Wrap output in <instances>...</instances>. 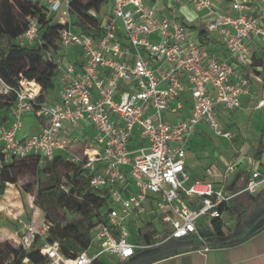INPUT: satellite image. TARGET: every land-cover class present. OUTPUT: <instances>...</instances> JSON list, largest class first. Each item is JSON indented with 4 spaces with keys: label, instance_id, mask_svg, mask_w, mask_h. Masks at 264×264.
Returning a JSON list of instances; mask_svg holds the SVG:
<instances>
[{
    "label": "built area",
    "instance_id": "built-area-1",
    "mask_svg": "<svg viewBox=\"0 0 264 264\" xmlns=\"http://www.w3.org/2000/svg\"><path fill=\"white\" fill-rule=\"evenodd\" d=\"M34 1L44 3L64 25L57 59L59 96L52 103L39 101V84L36 89L33 81L21 79L14 88L0 76V93H15L16 100L8 126L0 128V153L6 160L34 155L41 163L61 155L85 169L90 187L110 201L89 246L75 257L61 253L44 231L40 251L47 260L42 264H95L106 253L125 261L140 249L191 235L199 237L202 251L208 250L211 245L200 234L199 223L214 232V221L223 219L233 195L207 179L190 181L186 145L199 122L218 130L217 108L238 109L250 93L246 68L254 62L252 44L264 47V0H230V11L216 13L200 27L219 37L227 58L203 49L200 29L194 34L144 0H108L99 34L73 28L70 0ZM192 1L198 12L214 6V0ZM23 35L37 40L36 21ZM73 46L80 50L79 65L68 58ZM185 90L193 106L191 116L181 118ZM256 106L264 107V98ZM29 111L43 124L21 138ZM87 128L92 132L85 135ZM79 135L85 137L81 151L74 149ZM261 182L260 171H254L245 190L256 192ZM143 216L159 225L152 243L132 239L131 224ZM37 234L29 227L19 244L31 248Z\"/></svg>",
    "mask_w": 264,
    "mask_h": 264
},
{
    "label": "crops",
    "instance_id": "crops-1",
    "mask_svg": "<svg viewBox=\"0 0 264 264\" xmlns=\"http://www.w3.org/2000/svg\"><path fill=\"white\" fill-rule=\"evenodd\" d=\"M144 1L155 7L159 15L178 19L194 34H197L205 21L216 13L230 11V0H214L212 11L202 12L195 10L192 0ZM106 6L105 13L110 3L108 2ZM252 6L255 12V5ZM208 36L209 39L202 41L203 49L210 55L227 58L226 47L219 37ZM252 45L254 62L246 68L251 79V91L242 97L241 107L235 110L217 108L216 116L221 129L219 126L218 130H214L205 121H201L186 145L185 163L190 181L207 179L216 187L222 188L226 194L233 195L227 205L233 206V213L224 210L222 219L226 225V231L230 234L225 237H216L214 232L208 231L202 223H199L200 234L211 245L206 251L201 250L199 237L191 235L180 239H169L158 245L140 249L125 261L117 259L111 253L104 254L98 261L105 264H264V107L256 106L258 100L264 98V47L255 43ZM79 53V48L75 46L67 50L68 58L72 61L77 60V65L80 62ZM46 95L47 93L45 101L49 103L55 102L59 96V94L54 97H48V95L46 97ZM181 101L183 108L180 117L188 118L191 116L193 106L189 90L182 92ZM25 114L27 123L33 122L37 125L35 132L39 131L43 120H40L33 111ZM35 117L38 119L35 120ZM168 117L175 119L173 113H168ZM7 126L6 123L0 125V128ZM225 131H230L232 135L224 136L222 133ZM91 132L92 128H87L85 135ZM78 137L79 140L75 143L74 149L81 151L85 144V137L80 135ZM260 140L263 143V150L260 157H256V148ZM254 171H260L262 182L257 191L251 193L245 188ZM243 213L247 214L245 219L240 218V215L244 216ZM147 222H152L150 217L143 216L136 223L131 224L134 241L144 242L138 236V229ZM19 231L20 229L1 227L0 233L3 237H0V241L2 238L17 237ZM248 234L251 235L239 242H234ZM183 243L194 244L182 245Z\"/></svg>",
    "mask_w": 264,
    "mask_h": 264
},
{
    "label": "trees",
    "instance_id": "trees-1",
    "mask_svg": "<svg viewBox=\"0 0 264 264\" xmlns=\"http://www.w3.org/2000/svg\"><path fill=\"white\" fill-rule=\"evenodd\" d=\"M107 2L109 1L70 0L69 13L74 17L73 28L80 32L99 34L100 12ZM31 21H36L38 25V38L21 43L19 37L28 30ZM63 26L53 14L48 13V7L40 1L0 0V38L6 39V46L0 48V76L14 88L19 87L21 79L36 81L41 86L39 101H44L45 94L53 87V80L58 72L57 59L63 50L60 43ZM200 36L202 41L210 38L203 28H200ZM15 101V93H0V125H8ZM262 150L263 143L260 140L256 157H260ZM47 161L54 166L65 164L70 172L65 174L63 181L55 176L49 177L46 179V185L39 189L38 195L44 197L47 202H38L49 222L46 238L50 243L57 242L60 252L64 255L75 257L89 246L92 232L98 223L104 220L110 201L107 196L90 187L89 175L85 169L61 155ZM40 163L38 156L6 160L0 153V192L5 189L7 183H18L20 175L26 170L30 169L33 171L31 173L38 174ZM45 171L46 169L43 170ZM62 184L69 186L68 191L61 187ZM29 186L25 185V188L30 191L32 187ZM232 208L233 206H226L224 210L233 213ZM243 214L240 218L245 219L247 214ZM158 226L154 221L147 222L138 229V236L144 242L152 243L156 233L160 232ZM229 234L224 221L216 219L214 235L225 237ZM36 243L25 249L11 240L0 241V264H26V260L32 264L44 263L47 256L40 251V246ZM95 264L105 263L97 260Z\"/></svg>",
    "mask_w": 264,
    "mask_h": 264
},
{
    "label": "rangeland",
    "instance_id": "rangeland-1",
    "mask_svg": "<svg viewBox=\"0 0 264 264\" xmlns=\"http://www.w3.org/2000/svg\"><path fill=\"white\" fill-rule=\"evenodd\" d=\"M106 5H108V2L106 3ZM106 5L103 8V11L100 12L101 15L105 14V9L107 8ZM69 15L73 20L74 17L70 13ZM65 19L66 16L63 17V20ZM19 41L21 43H26L29 40L27 36L22 35L19 37ZM4 46H6V39L0 38V48ZM60 78L61 74L57 72L53 80V87L48 89L47 91L48 97H54L59 94ZM37 119L38 118L35 117V120ZM23 120L24 127L19 131L18 134V136L21 138L27 134L35 132V130L37 129V125L33 124V122L28 121L27 123L26 116L23 117ZM38 167V174L31 173L33 171L30 169L26 170L24 174L20 175L18 183H7L5 189L0 192V229L1 227H11L12 229H20L17 237L15 236L11 238H2L1 241L11 240L15 244H19V239H21L25 231L30 227L35 229L38 233L36 244L39 246H42L44 244L42 233L44 231H47L45 229L48 228L49 222L45 218L44 210L38 205V202H44L47 204L45 198L38 195L39 189L43 188V186L46 185V179H48L49 177L55 176L61 181H63V179L65 178V174L69 173L70 170L68 167H66L65 164H59L54 166L50 163V161L42 162L39 164ZM44 169H46L45 172H43ZM188 184L189 183H187V185ZM25 185H30L29 187H32V190H27L25 188ZM202 229L205 230L204 227H202ZM133 234L134 236H137L136 233ZM0 237H3L1 233ZM26 264L32 263L26 260Z\"/></svg>",
    "mask_w": 264,
    "mask_h": 264
},
{
    "label": "bare ground",
    "instance_id": "bare-ground-1",
    "mask_svg": "<svg viewBox=\"0 0 264 264\" xmlns=\"http://www.w3.org/2000/svg\"><path fill=\"white\" fill-rule=\"evenodd\" d=\"M33 85L35 86L36 89H38V83L36 81H33Z\"/></svg>",
    "mask_w": 264,
    "mask_h": 264
},
{
    "label": "water",
    "instance_id": "water-1",
    "mask_svg": "<svg viewBox=\"0 0 264 264\" xmlns=\"http://www.w3.org/2000/svg\"><path fill=\"white\" fill-rule=\"evenodd\" d=\"M189 244H194V243H183L182 245H189Z\"/></svg>",
    "mask_w": 264,
    "mask_h": 264
}]
</instances>
